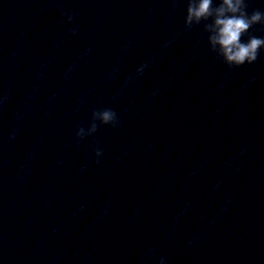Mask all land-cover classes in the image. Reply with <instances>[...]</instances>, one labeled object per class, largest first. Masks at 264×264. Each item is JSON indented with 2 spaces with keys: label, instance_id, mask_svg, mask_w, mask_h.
I'll return each mask as SVG.
<instances>
[{
  "label": "clouds",
  "instance_id": "9594fccd",
  "mask_svg": "<svg viewBox=\"0 0 264 264\" xmlns=\"http://www.w3.org/2000/svg\"><path fill=\"white\" fill-rule=\"evenodd\" d=\"M247 7L246 0H219L216 6H213V0H188L185 27L191 28L203 22L211 51L229 67L252 64L258 59L261 49H264V37L248 35L247 41L242 40V37L248 34L254 25H264V11L257 9L249 14ZM68 20H72L71 15ZM96 121L114 127L118 124L117 114L113 110L93 111L90 127L87 131L79 127L77 138L83 139L95 133L98 127ZM100 155L101 152L97 149L96 156Z\"/></svg>",
  "mask_w": 264,
  "mask_h": 264
}]
</instances>
